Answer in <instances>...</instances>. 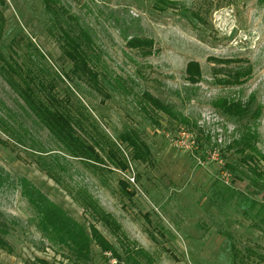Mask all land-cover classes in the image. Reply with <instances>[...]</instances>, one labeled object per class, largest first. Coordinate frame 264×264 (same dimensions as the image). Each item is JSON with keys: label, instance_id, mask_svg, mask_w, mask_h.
I'll use <instances>...</instances> for the list:
<instances>
[{"label": "rangeland", "instance_id": "374dc122", "mask_svg": "<svg viewBox=\"0 0 264 264\" xmlns=\"http://www.w3.org/2000/svg\"><path fill=\"white\" fill-rule=\"evenodd\" d=\"M58 2L66 11L58 22L72 18L92 36L91 64L99 72L101 92L72 74L74 83L62 76L71 63L42 0H0V54L31 67L28 55L38 51L44 60L32 56L31 61L47 68L38 79L52 77L59 97L83 106L90 133L94 124L106 137L103 148L114 144L128 168L121 171L104 160L106 165L96 169L68 158L59 161L63 170L54 166L50 179L33 153L0 131L6 143L0 145V168L9 176L0 186V220L9 227L0 264H36L37 259L79 264L37 229L35 211L13 184L18 177L30 180L87 232L94 225L119 256L92 244L87 264H128L126 254L139 264H264V199L256 198V209L263 207L256 216L239 201L245 183L234 181L224 165L237 156L226 146L240 124L214 107L218 99L251 97L250 123L264 155V0ZM132 37L151 40L150 55L128 49L125 38ZM189 62L202 73L194 85L186 81ZM238 70L249 72L240 85L215 83ZM142 93L171 105L177 118L153 110L146 115ZM23 108L0 73V118L28 127L44 150L58 153L48 132ZM125 132L137 135L140 152L147 151L144 158L120 144L118 136ZM84 195L113 218L117 235L84 211Z\"/></svg>", "mask_w": 264, "mask_h": 264}, {"label": "trees", "instance_id": "16d2710c", "mask_svg": "<svg viewBox=\"0 0 264 264\" xmlns=\"http://www.w3.org/2000/svg\"><path fill=\"white\" fill-rule=\"evenodd\" d=\"M42 2L45 12L53 20V28L55 27L57 30V35L62 42V52L71 63V69L68 72H63L62 76L69 78L72 82L73 80L70 78L72 74L77 79L92 84L96 91L101 92L99 72L91 64L92 57L90 54L94 55L96 51L92 36L82 25L77 24L75 26L72 18L66 19L63 24L58 22L61 16L66 14L58 0H42ZM125 39L128 49L139 50L143 56L150 55L153 44L151 40L139 37ZM30 55H28V59L32 64L31 67L21 64L15 59H10L9 56L5 58L0 54L1 60L3 59L0 64V73L8 87L19 98L21 105L25 107V110L23 108L25 114L36 120L37 124L48 132L54 144L59 147L58 153L53 150H44L40 143L34 141L31 130L28 127L17 125V122L16 125H13L0 118V131L15 145L33 153L36 157V163L50 179H53V174H56L54 166L63 170L59 161L61 159L66 161L68 158L96 169L106 165V161L114 168L125 171L128 168L127 163L120 152L116 150L114 144L111 143L109 147L104 149L103 144L106 137L99 134V128H96L94 124H91V131L94 132L90 133L88 119L84 114L85 108L76 104L75 101H71L69 96L59 97L55 91L52 77L44 82L38 79V75L47 73V68H41L37 63L38 61L32 60V62L31 57L44 60L43 56L38 51L32 56ZM39 63L43 64L40 61ZM34 67L37 68L38 74L33 73ZM185 73L188 84L194 85L201 81L202 73L196 62H189L186 65ZM248 74V70L234 71L223 79L215 80V83L227 86L240 85ZM75 85L77 86V84ZM186 97L188 100L190 99L188 96ZM142 98H144L145 103L144 101L139 103L146 115L153 110L163 113L171 119L177 118L171 105L149 93H142ZM253 101L251 97L246 101L224 98L216 100L214 107L240 124L236 131L237 137L233 138L231 143L226 146V150H234L237 156L226 162L224 169L232 175L234 181L245 183L246 192L239 193L238 199L247 213L250 211L253 216H256L258 215L257 212H261L263 208L259 206L256 209L259 202L256 198L264 199V155L256 148L258 133L250 123L254 114ZM8 119L11 118L8 116ZM118 140L120 144H125L131 149L133 156L142 159L144 155H147V151L140 152L142 145L136 134L125 132L118 136ZM5 144L0 139V145ZM100 151L103 152L104 158L100 155ZM5 174L0 168V186L9 180L8 175H6L8 180L4 177ZM13 184L19 188L20 196L35 211L36 227L43 237L52 244L65 247L70 256L79 264H87L90 260L92 244L98 247L100 252L110 253L114 258L119 259L111 244L102 237L94 225H90L87 232L27 178L18 177ZM119 184L124 185L122 181ZM125 192H127L126 188ZM81 199L82 207L89 217L107 226L113 234L117 235L119 226L113 218L106 214L92 198L84 195ZM8 233L9 227L0 220V249L9 247L6 240ZM231 251L233 258L238 259L235 246H231ZM126 261L128 264H139L130 254H126ZM36 264L56 263L37 259Z\"/></svg>", "mask_w": 264, "mask_h": 264}]
</instances>
